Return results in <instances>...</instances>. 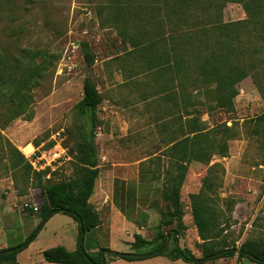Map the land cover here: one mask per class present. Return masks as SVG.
<instances>
[{"label": "rangeland", "instance_id": "obj_1", "mask_svg": "<svg viewBox=\"0 0 264 264\" xmlns=\"http://www.w3.org/2000/svg\"><path fill=\"white\" fill-rule=\"evenodd\" d=\"M245 18L240 3H226L224 21ZM141 25L136 15L115 10L109 0H0V51L14 55L20 49H42L52 55L31 89L30 116L11 119L9 103L0 97V238L17 226L23 211L38 217L29 207L42 202L40 186L49 173L26 164L32 147L47 148L51 136L59 132L70 153L75 152L83 123L76 104L82 96L83 79L89 76L101 95L95 128L101 168L110 163L102 154L142 160L141 170L158 172L164 182L168 174L176 172L171 145L190 128L192 120L208 134L212 146L209 161L191 162L180 188L185 226L176 236L180 247L196 256L204 245L223 242L239 245L252 240L264 248V42L256 33L248 39L242 35L250 50L258 51L240 56L239 61L249 64L248 75L237 85L231 106L221 107L210 88L194 84L190 77L179 80L168 67H147L140 45L134 48L123 36L124 32L143 42ZM156 33H150L151 37ZM82 42L91 52L90 66L85 64ZM223 141L228 146L225 155L217 151ZM75 164L71 159L55 171L49 170L52 180L68 177ZM206 176L213 181L207 195L217 221L214 240L218 243L199 238L191 215L189 193L199 191ZM25 203L28 207L22 210ZM56 218L40 230L38 224L31 228L23 222L14 229L25 236L38 230L30 246L18 253L17 264H33L37 255L44 261L41 250L58 244L59 229L66 225ZM174 238L169 237L164 255L114 259L110 264H191L165 256ZM202 264L256 263L234 255Z\"/></svg>", "mask_w": 264, "mask_h": 264}, {"label": "trees", "instance_id": "obj_2", "mask_svg": "<svg viewBox=\"0 0 264 264\" xmlns=\"http://www.w3.org/2000/svg\"><path fill=\"white\" fill-rule=\"evenodd\" d=\"M229 1L242 5L245 19H222L223 8ZM109 3L115 10H127L136 15L137 21L142 24L140 32L143 42L124 32L123 36L134 48L140 45L146 53L149 68L160 64L168 67L170 63L168 68L175 75L174 78L180 80L190 77L194 84L210 88L217 105L221 107L231 106L238 93L237 85L248 75L249 64L244 60L239 61L240 56L258 51V48L250 50L242 35L248 39L251 33H256L264 42V0H109ZM149 25L153 27H145ZM152 32H157L155 38L151 37ZM81 45L85 64L90 66L93 61L91 52L86 43L82 42ZM51 57L42 49H20L14 55L0 51V97L4 96L8 101L11 119L32 114L31 89L45 73L46 63ZM100 102L101 95L96 83L86 76L83 79L82 96L76 104L83 119L80 141L74 153H70L67 148L76 163L72 174L52 180L50 168H46L44 172L49 173V177L40 186L42 202L36 210L29 207L40 219L38 230L55 213L66 214L78 224L76 248L68 250L62 245L46 248L42 251L45 261L58 264H109L114 259L142 260L164 255V244L172 236L175 237L173 245L165 254L171 260L182 259L187 263L202 264L207 260L237 255L264 264V248H258L252 240H244L239 245L224 242L217 246L206 244L201 248L200 256L175 242L176 236L185 227L180 188L188 165L191 162H208L212 151L208 134L202 132L194 120L190 128L171 145L176 156V172L168 174L162 182L161 196L167 204L161 212L154 238L146 240L134 234L131 251L112 250L93 241L90 231L101 220L88 200L99 173L94 130L98 123L96 111ZM261 118L264 119V114ZM52 143L50 141L46 146ZM217 149L218 153L225 155L228 146L223 141ZM26 164L31 167L29 161ZM211 167H215V164ZM212 187L213 181L204 177L199 191L189 193V201L199 238L203 242L218 243L214 240L217 221L207 195ZM162 226H170V230L163 231ZM38 230H32L16 245L0 248V264H17V254L32 242ZM151 244H155L151 250L139 251Z\"/></svg>", "mask_w": 264, "mask_h": 264}, {"label": "crops", "instance_id": "obj_3", "mask_svg": "<svg viewBox=\"0 0 264 264\" xmlns=\"http://www.w3.org/2000/svg\"><path fill=\"white\" fill-rule=\"evenodd\" d=\"M159 66L165 65L160 64L157 67ZM167 66L169 67L170 63ZM94 132L96 134L95 130ZM95 143L97 151V141ZM101 156L110 163L101 168L103 164L98 155L99 173L88 201L98 212L101 221L90 231V237L100 246L117 251H124L125 248L131 249L134 234H139L146 240H152L160 223L161 212L165 210L167 204L161 196L162 178L154 170L142 171L140 168L142 160L130 161L115 158L111 154ZM55 217L66 224L65 228L62 226L59 229L60 241L56 245L74 250L77 246V222L66 214L55 213L45 221L44 225ZM39 221L40 219L34 214L26 211L20 213L16 221L17 226L7 229L0 238V248L16 245L27 236L14 231L20 223H28L33 228ZM165 229L170 230V226L161 227V230L166 231ZM57 232L56 230L54 234ZM94 250L91 249V251ZM44 261L41 260L40 255H37L33 264H58Z\"/></svg>", "mask_w": 264, "mask_h": 264}, {"label": "built area", "instance_id": "obj_4", "mask_svg": "<svg viewBox=\"0 0 264 264\" xmlns=\"http://www.w3.org/2000/svg\"><path fill=\"white\" fill-rule=\"evenodd\" d=\"M50 139L53 143L49 147H32V150L27 154L28 161L35 170H43L46 168L55 170L66 161L71 160L67 148L63 145V137L60 133L57 132L55 135H52ZM47 177H49V174ZM21 207L22 210H25L28 204L25 203ZM31 207L33 210H36L37 204H33Z\"/></svg>", "mask_w": 264, "mask_h": 264}, {"label": "water", "instance_id": "obj_5", "mask_svg": "<svg viewBox=\"0 0 264 264\" xmlns=\"http://www.w3.org/2000/svg\"><path fill=\"white\" fill-rule=\"evenodd\" d=\"M81 240H82V239H81ZM168 242H169V237L167 238V241H166V243L164 244V246H166ZM176 243H178V242H176Z\"/></svg>", "mask_w": 264, "mask_h": 264}, {"label": "bare ground", "instance_id": "obj_6", "mask_svg": "<svg viewBox=\"0 0 264 264\" xmlns=\"http://www.w3.org/2000/svg\"><path fill=\"white\" fill-rule=\"evenodd\" d=\"M30 148V146H27L26 149Z\"/></svg>", "mask_w": 264, "mask_h": 264}]
</instances>
